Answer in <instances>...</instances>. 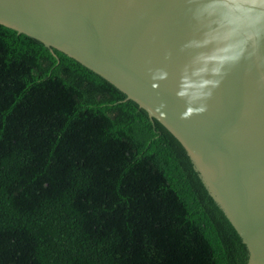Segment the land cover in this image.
Segmentation results:
<instances>
[{"label":"trees","instance_id":"16d2710c","mask_svg":"<svg viewBox=\"0 0 264 264\" xmlns=\"http://www.w3.org/2000/svg\"><path fill=\"white\" fill-rule=\"evenodd\" d=\"M178 139L111 82L0 23V264H244Z\"/></svg>","mask_w":264,"mask_h":264},{"label":"water","instance_id":"95a60500","mask_svg":"<svg viewBox=\"0 0 264 264\" xmlns=\"http://www.w3.org/2000/svg\"><path fill=\"white\" fill-rule=\"evenodd\" d=\"M0 23L168 129L244 243V264H264V0H0Z\"/></svg>","mask_w":264,"mask_h":264},{"label":"clouds","instance_id":"9594fccd","mask_svg":"<svg viewBox=\"0 0 264 264\" xmlns=\"http://www.w3.org/2000/svg\"><path fill=\"white\" fill-rule=\"evenodd\" d=\"M186 115V114H185Z\"/></svg>","mask_w":264,"mask_h":264}]
</instances>
